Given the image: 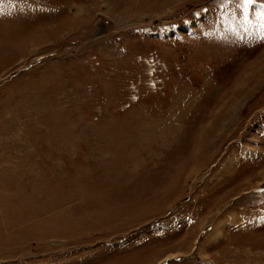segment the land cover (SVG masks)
Masks as SVG:
<instances>
[{
    "label": "rangeland",
    "instance_id": "1",
    "mask_svg": "<svg viewBox=\"0 0 264 264\" xmlns=\"http://www.w3.org/2000/svg\"><path fill=\"white\" fill-rule=\"evenodd\" d=\"M264 0H0V264H264Z\"/></svg>",
    "mask_w": 264,
    "mask_h": 264
},
{
    "label": "snow or ice",
    "instance_id": "2",
    "mask_svg": "<svg viewBox=\"0 0 264 264\" xmlns=\"http://www.w3.org/2000/svg\"><path fill=\"white\" fill-rule=\"evenodd\" d=\"M254 3V0H243V5L245 7H247L248 5H251ZM262 19H264V17H262ZM262 27H264V25H262ZM262 39H264V35H262Z\"/></svg>",
    "mask_w": 264,
    "mask_h": 264
}]
</instances>
